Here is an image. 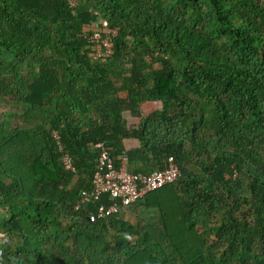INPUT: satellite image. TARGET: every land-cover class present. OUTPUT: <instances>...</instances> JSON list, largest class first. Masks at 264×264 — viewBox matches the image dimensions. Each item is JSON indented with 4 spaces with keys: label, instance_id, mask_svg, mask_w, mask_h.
I'll use <instances>...</instances> for the list:
<instances>
[{
    "label": "trees",
    "instance_id": "1",
    "mask_svg": "<svg viewBox=\"0 0 264 264\" xmlns=\"http://www.w3.org/2000/svg\"><path fill=\"white\" fill-rule=\"evenodd\" d=\"M97 143L179 174L90 220ZM0 209V264H264V0H0Z\"/></svg>",
    "mask_w": 264,
    "mask_h": 264
},
{
    "label": "built area",
    "instance_id": "2",
    "mask_svg": "<svg viewBox=\"0 0 264 264\" xmlns=\"http://www.w3.org/2000/svg\"><path fill=\"white\" fill-rule=\"evenodd\" d=\"M70 7H76L78 0H67ZM115 34V30L107 26L104 19H99L93 27L91 38L101 44L100 49L94 56L105 57L111 52L110 38ZM55 138H58L53 131ZM100 146L98 154L99 168L94 171L92 181V190L90 195L98 199L101 194H108L112 202L105 206L99 204L97 212L90 213L89 219L94 220L96 216H103L115 213L121 205H127L137 200L146 191L158 188L166 183L172 182L179 170L171 156L168 157L167 166L163 169H156L148 173L126 171L124 162L121 166L116 167L112 158L109 156L106 148ZM63 163L66 168H71V160L68 155L63 156ZM86 198L84 194L83 199Z\"/></svg>",
    "mask_w": 264,
    "mask_h": 264
},
{
    "label": "crops",
    "instance_id": "3",
    "mask_svg": "<svg viewBox=\"0 0 264 264\" xmlns=\"http://www.w3.org/2000/svg\"><path fill=\"white\" fill-rule=\"evenodd\" d=\"M2 215V210L0 209V216ZM125 218H130L132 220L131 214H128L127 212L123 214Z\"/></svg>",
    "mask_w": 264,
    "mask_h": 264
}]
</instances>
